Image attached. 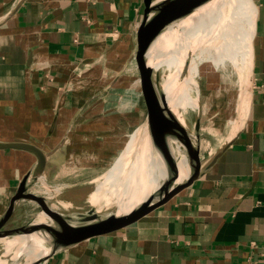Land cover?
Masks as SVG:
<instances>
[{
    "label": "crops",
    "instance_id": "1",
    "mask_svg": "<svg viewBox=\"0 0 264 264\" xmlns=\"http://www.w3.org/2000/svg\"><path fill=\"white\" fill-rule=\"evenodd\" d=\"M251 3L247 110L242 114L241 107L237 128L205 160L199 149L203 175L117 235L38 264H245L252 241L264 246V0ZM143 9L144 0H0V141L32 143L48 153L33 192L45 194L47 181L52 188L65 184L57 169L75 144L70 127L109 83L133 74ZM35 162L28 151L0 149V213ZM33 206L40 211L21 200L19 216Z\"/></svg>",
    "mask_w": 264,
    "mask_h": 264
},
{
    "label": "water",
    "instance_id": "2",
    "mask_svg": "<svg viewBox=\"0 0 264 264\" xmlns=\"http://www.w3.org/2000/svg\"><path fill=\"white\" fill-rule=\"evenodd\" d=\"M210 1L169 0L154 5L150 0H144L143 15L136 29L135 49L132 54L130 101L137 124L136 129L143 128L147 133L149 156L148 169L143 172L142 177L143 188L140 189L132 213L106 225L91 227L80 232L64 229L59 224L57 228H49L43 223L36 222L33 217L22 224L9 226L8 222L18 203L23 199L36 203L41 211L49 208L52 197L31 190L45 173L48 153L28 142L0 141V149H22L36 157L35 164L23 174L8 204L0 213V264H38L72 247L117 235L148 217L203 175L207 167L202 166L199 154L201 110H198L192 132L182 136L179 141L186 152V161L182 163L166 132L162 111L152 105L146 95V87L152 72L147 53L153 42L169 26ZM226 147L227 145L214 155L209 165L217 160ZM182 167L187 169L185 177H180ZM59 213L56 214L58 222Z\"/></svg>",
    "mask_w": 264,
    "mask_h": 264
},
{
    "label": "bare ground",
    "instance_id": "3",
    "mask_svg": "<svg viewBox=\"0 0 264 264\" xmlns=\"http://www.w3.org/2000/svg\"><path fill=\"white\" fill-rule=\"evenodd\" d=\"M167 1L169 0L160 2ZM244 11L247 13V25L242 29L239 18ZM253 20L254 13L250 0H211L169 26L148 50L147 60L152 67L150 81L155 89V105L162 111L166 132L182 163L186 161V152L179 141L182 136L188 134L189 128L188 119L180 110L182 112L186 108L197 110L200 106L198 62L206 55L217 59L229 57L234 60L240 54L241 57H246V60L249 59L250 70ZM176 31L177 36L174 33ZM162 53L164 67L169 70V82H165L164 85L166 69L156 68L154 65ZM133 134L134 132L129 140L133 138ZM141 137L143 141L134 145L119 163L114 162V166L103 173V177L96 184H89L56 196L57 202L62 206L59 211L60 227L80 232L106 225L135 210L143 183L138 184L133 190L132 188L148 169V139L147 133L143 130L137 138ZM186 175L187 169L182 167L180 177ZM86 197L87 205L79 206Z\"/></svg>",
    "mask_w": 264,
    "mask_h": 264
},
{
    "label": "rangeland",
    "instance_id": "4",
    "mask_svg": "<svg viewBox=\"0 0 264 264\" xmlns=\"http://www.w3.org/2000/svg\"><path fill=\"white\" fill-rule=\"evenodd\" d=\"M150 1L155 5L161 0ZM250 6H252L251 0ZM246 15L247 13L244 11L239 18L242 29H245L247 25ZM174 33L177 36V31ZM163 56L162 53L154 65L156 68L166 69L167 76L163 80L164 85L165 82H169V70L164 67ZM131 60L133 62V59ZM248 60L246 57H241L240 54L234 60L229 57L217 59L206 55L198 62L200 106L197 110L192 108H186L184 112L180 110V113L187 117L189 132H192L198 110H201L199 145L202 160L208 157L209 152L212 153L225 142L232 131L237 128V122L242 113L241 107L244 108L243 104L249 88ZM128 75H132V73L130 71L123 72L116 81L109 83L80 112L78 120L70 127L68 136L70 141L75 144L68 156L60 160L59 169H57L59 173L57 181L65 184H58L55 189L47 185L48 181L44 185L45 189L43 188L46 193L42 195L52 197L49 208L39 211L34 206L24 207V214L27 213V209L30 213L21 217L19 213H21L22 207H18L13 220L9 222L10 224L33 217L36 222L43 223L49 228H57L59 222L56 219V214L62 206L57 202L56 196L89 184H96L103 177V173L114 166V162L115 164L119 163L124 154L128 153L134 145L143 141L142 137H133L129 140L137 128V124L130 101L132 80L127 77ZM146 95L150 103L155 105V89L150 80L146 87ZM141 117L143 119V115ZM183 141L185 142L184 139ZM140 183H143L142 179L134 185L135 187L133 186L132 190ZM51 189L54 192H51ZM87 203L88 197L79 203V206H85Z\"/></svg>",
    "mask_w": 264,
    "mask_h": 264
},
{
    "label": "built area",
    "instance_id": "5",
    "mask_svg": "<svg viewBox=\"0 0 264 264\" xmlns=\"http://www.w3.org/2000/svg\"><path fill=\"white\" fill-rule=\"evenodd\" d=\"M250 249L245 264H264V246H259L252 241Z\"/></svg>",
    "mask_w": 264,
    "mask_h": 264
}]
</instances>
